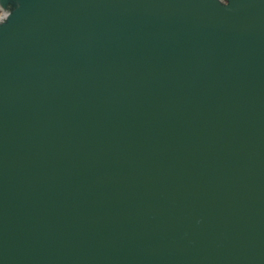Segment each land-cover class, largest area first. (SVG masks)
<instances>
[{
	"label": "water",
	"instance_id": "1",
	"mask_svg": "<svg viewBox=\"0 0 264 264\" xmlns=\"http://www.w3.org/2000/svg\"><path fill=\"white\" fill-rule=\"evenodd\" d=\"M0 264H264V0H0Z\"/></svg>",
	"mask_w": 264,
	"mask_h": 264
}]
</instances>
